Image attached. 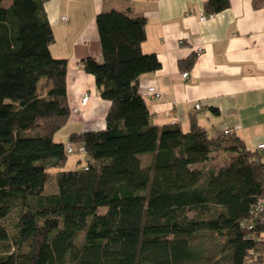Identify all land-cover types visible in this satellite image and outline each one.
Instances as JSON below:
<instances>
[{
  "label": "trees",
  "instance_id": "trees-1",
  "mask_svg": "<svg viewBox=\"0 0 264 264\" xmlns=\"http://www.w3.org/2000/svg\"><path fill=\"white\" fill-rule=\"evenodd\" d=\"M8 1L0 5V264H264L263 155L195 119L188 130L154 122L139 91L141 77L161 67L143 51L147 17L97 14L103 60L81 64L110 108L103 129L69 136L88 156L68 169L67 143L54 136L73 114L69 60L52 54L49 0ZM230 4L204 8L211 15ZM210 232L224 239L213 259L199 242Z\"/></svg>",
  "mask_w": 264,
  "mask_h": 264
},
{
  "label": "crops",
  "instance_id": "crops-1",
  "mask_svg": "<svg viewBox=\"0 0 264 264\" xmlns=\"http://www.w3.org/2000/svg\"><path fill=\"white\" fill-rule=\"evenodd\" d=\"M67 1L63 7L64 0H49L46 10L53 29L63 26L69 45L63 56L58 53L69 60V99L72 108L80 110L66 124L72 128L68 136L106 125L110 102L101 98L94 76L84 71L81 60L87 56L103 60L97 14L131 9L147 17L143 51L155 53L161 62L139 82L154 122H176L188 130L195 119L211 135L231 128L264 160V148H259L264 143V3L230 0L229 8L202 20L208 15L205 0H74V6ZM85 93L90 100L82 105Z\"/></svg>",
  "mask_w": 264,
  "mask_h": 264
},
{
  "label": "rangeland",
  "instance_id": "rangeland-1",
  "mask_svg": "<svg viewBox=\"0 0 264 264\" xmlns=\"http://www.w3.org/2000/svg\"><path fill=\"white\" fill-rule=\"evenodd\" d=\"M65 1L68 3L67 0H64L63 3V7L65 4ZM72 3V5L74 6L75 1L72 0L70 1ZM9 3L8 0H3L0 1V5H7ZM63 26H60L59 28H54V33H55V40L56 42L52 45L53 46V55L55 57H60L58 52H61V54L63 53L64 50H66V48L69 46L68 44H66L64 42V35L62 34V30ZM64 54H62L63 56ZM72 128L70 126H64L62 129H60L54 136V140L58 141V142H66L67 140H69V134L71 133ZM62 138H64V140H62ZM68 143V142H66ZM75 147V151L74 153L70 154L69 156V160L66 164V168L68 169H72L75 168L78 165V160L79 158L81 159V164H84L85 161L87 160L86 156H84V154H81L78 150V144H73ZM79 155H81V157H79ZM53 182L51 181V183L49 184L48 191H53L54 187H53ZM11 232H14V230H11ZM200 244H202L204 246V248L206 249L205 254L207 255V257L209 258H216L218 255H221V247L222 244L224 243V239L221 240V238H218L216 236L215 233H207V234H202L200 235Z\"/></svg>",
  "mask_w": 264,
  "mask_h": 264
},
{
  "label": "built area",
  "instance_id": "built-area-1",
  "mask_svg": "<svg viewBox=\"0 0 264 264\" xmlns=\"http://www.w3.org/2000/svg\"><path fill=\"white\" fill-rule=\"evenodd\" d=\"M208 16H212V14H211V15H202V16H201V19H202V20H206V19L208 18ZM67 19H68V18L64 17V20H67ZM188 75H189V72H184L183 77H188ZM150 91H151V92H154L155 95H156L157 97L160 96V93L157 92V90H156L155 87H151V88H150ZM89 100H90V94H89V93H85V94L82 96V101H81L82 105H86L87 102H88ZM200 107H201V104H200V103H197V104H196V108L199 109ZM79 110H80L79 107H74V108H73V112H75V113L79 112ZM233 132H234V130L231 129V128L225 130V133H228V134H232ZM262 145H263V147H262ZM66 148H67V152H68L69 154H72V153H74V151H75V147H74L73 144L68 143V144L66 145ZM259 148H264V143H263V144H260V145H259ZM78 150H79V152H80L81 154H84V155L88 156V154H87V150H86V148H85L84 145H78ZM258 203H259V206H261V209L263 210V209H264V198L260 199Z\"/></svg>",
  "mask_w": 264,
  "mask_h": 264
},
{
  "label": "bare ground",
  "instance_id": "bare-ground-1",
  "mask_svg": "<svg viewBox=\"0 0 264 264\" xmlns=\"http://www.w3.org/2000/svg\"><path fill=\"white\" fill-rule=\"evenodd\" d=\"M262 147H263V145H262Z\"/></svg>",
  "mask_w": 264,
  "mask_h": 264
}]
</instances>
